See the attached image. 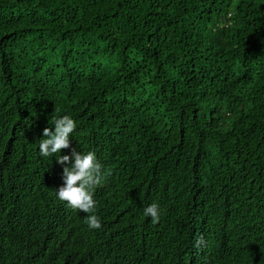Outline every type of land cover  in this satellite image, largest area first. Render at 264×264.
Here are the masks:
<instances>
[{"label": "trees", "instance_id": "obj_1", "mask_svg": "<svg viewBox=\"0 0 264 264\" xmlns=\"http://www.w3.org/2000/svg\"><path fill=\"white\" fill-rule=\"evenodd\" d=\"M64 115L100 229L39 154ZM0 264H264V0H0Z\"/></svg>", "mask_w": 264, "mask_h": 264}, {"label": "clouds", "instance_id": "obj_2", "mask_svg": "<svg viewBox=\"0 0 264 264\" xmlns=\"http://www.w3.org/2000/svg\"><path fill=\"white\" fill-rule=\"evenodd\" d=\"M75 129L76 122L70 116L55 118L52 127L43 130L44 138L39 140V154L45 158L56 156L57 162L63 166V183L54 190L57 199L66 202L73 210L86 213L89 229H100L102 225L96 215L94 190L104 181L107 171L95 152L82 153L73 150L70 155H61L63 149L70 147V138L73 137ZM160 213L157 203L143 209V215L150 217L153 223L159 221Z\"/></svg>", "mask_w": 264, "mask_h": 264}]
</instances>
